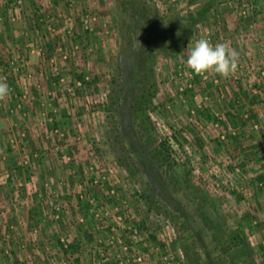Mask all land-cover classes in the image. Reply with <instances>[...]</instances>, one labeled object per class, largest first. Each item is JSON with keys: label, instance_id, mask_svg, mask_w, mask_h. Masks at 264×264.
I'll list each match as a JSON object with an SVG mask.
<instances>
[{"label": "rangeland", "instance_id": "obj_1", "mask_svg": "<svg viewBox=\"0 0 264 264\" xmlns=\"http://www.w3.org/2000/svg\"><path fill=\"white\" fill-rule=\"evenodd\" d=\"M125 28L157 91L123 119ZM201 38L234 74L186 66ZM263 72L264 0H0V264H264Z\"/></svg>", "mask_w": 264, "mask_h": 264}, {"label": "trees", "instance_id": "obj_2", "mask_svg": "<svg viewBox=\"0 0 264 264\" xmlns=\"http://www.w3.org/2000/svg\"><path fill=\"white\" fill-rule=\"evenodd\" d=\"M169 11L172 12V16L170 17L168 25H165L164 28L160 29V34L162 33L161 36L163 37H171L176 40L177 46L182 47L186 35L191 31L189 24L185 22L184 18L174 11V9H169ZM138 13L139 15L144 14L141 10L138 11ZM147 17L148 14L145 15V19L147 20L143 23L146 31L149 25H154L156 22L154 21L155 18L153 16L149 15V17ZM140 19L142 20V18ZM140 19L138 18L136 22L140 23ZM157 34L151 33V39H155L154 41L160 39L161 36ZM123 43L126 47L122 49L123 56L120 60L119 67L121 87L114 92L115 94H118L122 100L121 108L125 113L123 119H126L129 116L130 109L132 114L138 115L144 110V108L148 107V103L156 94L157 84L154 77L149 75L148 72V63L154 59L152 53L146 52V49L143 46L139 49H135L133 40L128 35V32H126V28L124 30ZM138 71L142 72L138 73ZM82 82H84L83 78ZM135 84H137V86ZM128 126L129 124H127L125 128H128ZM209 221H212L211 218H209ZM240 239L241 235H236L233 240V245L238 246L239 241H241Z\"/></svg>", "mask_w": 264, "mask_h": 264}, {"label": "clouds", "instance_id": "obj_3", "mask_svg": "<svg viewBox=\"0 0 264 264\" xmlns=\"http://www.w3.org/2000/svg\"><path fill=\"white\" fill-rule=\"evenodd\" d=\"M238 63L239 52L227 43L213 45L201 38L194 46L188 45L186 66L198 76L214 73L227 79L236 72ZM11 91L6 80L0 79V101L7 99Z\"/></svg>", "mask_w": 264, "mask_h": 264}, {"label": "crops", "instance_id": "obj_4", "mask_svg": "<svg viewBox=\"0 0 264 264\" xmlns=\"http://www.w3.org/2000/svg\"><path fill=\"white\" fill-rule=\"evenodd\" d=\"M6 30H7V29H6ZM6 38H7V37H6ZM27 52H28V50H27ZM35 55H36V56H39V57L41 56L40 59H42V60L45 58V53H44V52H42V53L39 52V53H38V51H35V50H31V51H30V55H28V57L30 58V57H33V56H35ZM43 61H45V60H43ZM28 63H29V61H28ZM41 66H42V65H41ZM41 66H40V67H41ZM40 216H41V215H40ZM45 235L47 236L48 233L44 230V234H42L41 239H42L43 237L45 238V237H46ZM34 263H35V264H47L46 261H45L44 259L41 260V261H38V262H32L31 264H34ZM27 264H28V263H27Z\"/></svg>", "mask_w": 264, "mask_h": 264}, {"label": "built area", "instance_id": "obj_5", "mask_svg": "<svg viewBox=\"0 0 264 264\" xmlns=\"http://www.w3.org/2000/svg\"><path fill=\"white\" fill-rule=\"evenodd\" d=\"M91 20L92 19H89V16H86V18L84 19V23H83V25H84V29L85 30H92V27H91ZM61 50V49H60ZM264 73V72H263ZM79 84V86H81V84L82 83H78ZM23 136H24V133L22 134ZM12 142V141H11ZM25 162H27L26 160H25ZM264 185V183L263 182H259L258 183V186H263Z\"/></svg>", "mask_w": 264, "mask_h": 264}]
</instances>
